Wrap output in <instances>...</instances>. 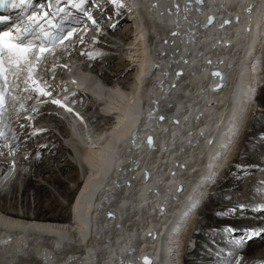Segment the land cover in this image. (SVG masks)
Returning <instances> with one entry per match:
<instances>
[{
    "label": "bare ground",
    "instance_id": "obj_1",
    "mask_svg": "<svg viewBox=\"0 0 264 264\" xmlns=\"http://www.w3.org/2000/svg\"><path fill=\"white\" fill-rule=\"evenodd\" d=\"M130 1L132 21L116 13L115 22L108 27L107 19H99L104 33L93 37L94 48L83 47V51L102 53L89 62L90 72L112 85V90L103 92L94 83L90 86L111 101L119 130H108L114 122L91 105L84 111L95 131L64 128L52 114L53 98L41 100L37 106L41 110L31 123L19 119L21 125L12 133L11 149L23 163L21 173L15 179L1 180L0 190H5L7 181L18 186L22 176L25 185L20 205L17 186L10 188V194L0 196V202H4L0 204V264H128L126 259L145 264V258L150 264H175L178 249L184 253L185 264H261L264 203L260 201L253 205L250 199L239 202L248 208L240 212L226 205L223 198H209L203 207L207 210L201 209L206 229L196 219L190 221L194 232L187 245L191 226L183 237L180 235L189 219L188 211L170 238L168 235L199 195L204 198L210 185L207 176L215 169L216 150L225 144L212 180L224 158L232 155V143L244 118H238L240 106L251 81H260L258 74L264 73L260 71L264 66L260 61L264 0H204L202 6L194 0ZM108 13L111 23L113 13ZM209 15L216 17V23L206 25ZM191 49L196 56L190 61L187 52ZM195 60L198 65H191L187 73L185 66ZM163 62H174L164 68L168 71L166 81L162 79ZM146 64L149 78L136 83L138 68L142 72L145 67L146 72ZM153 64L155 71L151 69ZM51 87L48 89L52 92ZM75 97L87 101L86 95ZM257 99L264 105V89ZM24 100L19 96L21 110ZM253 109L242 140L252 143L260 155L264 149V115L255 114ZM71 122L72 127L81 123L73 117ZM128 125L135 129L120 130ZM147 135L153 137L152 146L145 144V139L141 142ZM42 138L50 142L44 140V145ZM41 152L44 158L39 159L37 154ZM252 154L243 145L236 161L223 164L215 191L210 186L209 191L241 190L249 173L264 170ZM77 178L69 220L56 222L40 216L56 206L59 194H69L64 185ZM187 182L199 189L193 199L176 193L179 183ZM255 184L250 183V189ZM214 204L224 206L213 209ZM31 209L34 216L29 214ZM153 233L157 239L153 240ZM239 237L242 239L237 242Z\"/></svg>",
    "mask_w": 264,
    "mask_h": 264
},
{
    "label": "snow or ice",
    "instance_id": "obj_2",
    "mask_svg": "<svg viewBox=\"0 0 264 264\" xmlns=\"http://www.w3.org/2000/svg\"><path fill=\"white\" fill-rule=\"evenodd\" d=\"M9 2L10 0H0V8H4ZM20 2L26 3L28 0H20ZM62 2H66V0H55V2H53V0H47L46 4H40V9L44 10L47 8L48 10L43 11L42 15L39 16L35 13L28 16V26L22 31L20 28H17L15 35H13L11 27L7 30L0 31V82H2L0 83V116L3 114L5 95L8 87L6 73L11 72L16 77L13 82L16 86L23 83L25 85V91L38 92L41 96L52 95L50 91H45V89L50 88L51 85L47 81L43 80V77L39 74H37L36 79H33L32 74L43 62L44 54L49 51L50 47L56 42L62 43L64 40L71 37L75 31L74 29H69L67 33L59 36L54 35L50 30L51 28H57L59 32H63L62 28L52 23V19H54L57 15L61 13L65 16L68 15L66 8L60 7ZM111 2L117 6H122L120 4V0H111ZM203 2L204 0H196V3L198 4H202ZM88 3L89 0H78V3L73 0L71 6L84 13L92 24H96L95 19L92 18L91 14L84 7ZM12 6L18 7L19 5L13 3ZM176 8L177 12H179L180 5L178 3L176 4ZM52 9H55V11H51ZM49 17L52 19H48ZM9 19V17L0 16V23H5ZM214 19V16L209 17L208 24H212ZM42 21H47L49 24V30L44 29ZM227 23H229V21H225V24ZM173 35H178V33H173ZM36 41H40L39 45H37ZM81 42H83V39H81ZM45 70L52 71L54 74L55 64L51 69ZM22 72L27 73V75L23 78L21 77ZM214 75L220 74L214 73ZM30 82L32 85L31 89L28 87ZM41 83L43 84V88L39 86ZM50 102L61 105V101L59 99H52ZM70 110L71 109H69V111ZM29 119L32 118L30 117ZM161 119H163V117H161ZM35 134L36 133H33V135ZM3 135V133H0V137ZM148 142L151 143V138L148 139ZM145 264H150V261H148L147 258H145ZM261 264H264V262H261Z\"/></svg>",
    "mask_w": 264,
    "mask_h": 264
},
{
    "label": "rangeland",
    "instance_id": "obj_3",
    "mask_svg": "<svg viewBox=\"0 0 264 264\" xmlns=\"http://www.w3.org/2000/svg\"><path fill=\"white\" fill-rule=\"evenodd\" d=\"M106 22V21H105ZM264 35V34H263ZM262 45V49L260 50V57L262 58V63H264V40H263V42L261 43ZM260 47V46H259ZM99 50H102L103 51V49H99ZM177 51L178 50H175V55L173 56V59L175 60V58H176V53H177ZM194 52V50L193 49H191L189 52H187V54H188V56H189V59H190V61L191 60H193V57H195L196 55H195V53H193ZM198 52H200V51H198ZM201 55V54H200ZM161 60V59H160ZM197 60H195V62H188V64L185 66V68H187L186 69V71H187V73L189 72V68L191 67V65H196L197 64ZM163 63H165V64H163V70L165 71V69L164 68H167L168 66H169V64L170 63H174V62H163ZM155 64H157V61H156V63ZM198 65V64H197ZM261 67V66H260ZM101 68H104V66H101ZM262 70H264V66H262L261 68H260V71H262ZM167 76H168V71H165V73H164V75L162 76V79L164 80V81H166L165 79H164V77L165 78H167ZM258 76L260 77V80H262L261 81V84H262V86L259 88V93H258V95L261 93V89H264V73H261V74H258ZM258 77V78H259ZM179 90H181V88H179ZM252 108H254L253 109V111L255 112V114H257V113H261V114H263L264 115V105L263 104H261V103H259L258 102V99H257V97H256V99H254V102H253V104H250V106L248 107V111H246L245 112V114H244V118L242 119V122H241V125H240V130H239V133L238 134H236L235 135V138H234V143H232V157L230 156V159H227V157H228V155L224 158V160L222 161V164L219 166L220 168H219V170H218V172H217V174H216V178L214 179V180H211L207 185H209L210 187H213L214 188V191H215V188H217V185H218V177L219 176H221L222 174H223V164H224V166L228 163L227 161H229V160H235L236 161V158H237V154L239 153V151H240V149H241V147L244 145L245 147H246V149H247V151L249 152V153H253L252 155L254 156L253 157V159H254V162H256V163H258V165H260V166H263L264 167V158H262V157H260V155H264V149H262V150H260V152H261V154L260 155H257L256 153H255V151L256 152H258L259 150L257 149V150H255L256 148L255 147H253V144L252 143H250V142H246V141H243L242 140V135H243V131L244 130H246V127H247V125H248V123H249V121H250V119L252 118L251 117V114H250V111H251V109ZM260 110V111H259ZM179 114L180 115H182L180 112H179ZM202 114V113H201ZM35 138L33 137V139L32 140H34ZM59 139H60V137H59ZM41 140V139H40ZM42 140H43V138H42ZM41 140V142H42V144H44V145H47V144H45L46 142H50V141H46L47 139H44L43 141ZM61 140V139H60ZM52 141V140H51ZM45 142V143H44ZM32 145H33V143H32ZM47 152V151H46ZM45 152V153H46ZM30 153H31V151H30ZM69 153L71 154V152L69 151ZM28 154V153H27ZM29 155V154H28ZM37 156H39V159H41V157H43L42 156V152H41V155H38L37 154ZM28 157V156H27ZM26 157V158H27ZM260 157V158H259ZM44 158V157H43ZM262 158V159H261ZM27 164H28V161H27ZM28 167V166H27ZM26 171H28V169L26 168ZM76 172H77V168H76V170H75ZM200 173V172H199ZM77 175H78V173H77ZM251 174L249 173L248 175H247V177L243 180V182H242V184H241V187H242V189L241 190H239V191H236V192H233V191H229L228 193L226 192H221V191H219V192H212V190L211 191H209L210 190V187L208 186V188L206 189L207 191H206V193H205V195H204V198H201L200 197V199H199V202L197 203V204H195V207L192 209H190L189 211H191V212H189L190 213V215L188 216V220L185 222L186 224H184V226H182V236L180 235V237H183V235L186 233V231H187V229H188V227H190L191 226V231H190V233H189V235L187 236V239H186V241H185V243L188 245V243L190 242V239H191V236H192V234H193V232H194V226L191 224V222L193 221V220H197V222H198V224H199V226H201L202 228H207L208 226L206 225V222H205V215H203L202 216V214H201V209H203V210H207V209H204L205 207H204V204H205V202L207 201V200H209V198H212V199H214V201L215 200H217V199H225L226 200V205H228V204H231L232 205V207H234V208H236V209H238L240 212H243V211H245V210H247L248 208L247 207H242V206H240L239 205V202H244L245 200L248 202V200L250 199V201L252 202L251 204L253 205L255 202V199L256 198H258V195L255 193V191H253L252 189H250V187H249V185H250V183H252V185H253V182H254V180H253V178L250 176ZM78 177V176H77ZM27 178V177H26ZM251 178V179H250ZM23 179H24V176H22V180H20L19 182H18V186H17V183H15V182H11V184L10 185H8V188H5V190H2L1 192H0V196L1 197H3L5 194H10V191H12L10 188H12L13 186L15 187V186H17V204L18 205H20L19 203H20V195H22V192H23V189H24V185H25V182L23 183ZM31 179H34V177L33 178H31ZM40 181H42V180H40ZM191 180L189 179L188 180V182H190ZM43 182V181H42ZM68 182V181H67ZM66 182V184L64 185L66 188H67V191H69L68 193V195H65V194H59L60 196H58V201L56 202L57 204H56V206L54 207V208H52V209H48V211L47 212H42L41 213V215L40 216H42V217H44V218H46V219H49V220H51V221H56V222H62V221H67V220H69V215H70V211H69V205H71V201H72V198H73V195H74V193H75V188H76V186L78 187V185H79V183H78V178H77V181L76 182H74V183H72V182H68L67 183ZM187 182V183H188ZM255 183V182H254ZM206 185V186H207ZM214 185V186H213ZM248 185V186H247ZM206 186H205V188H206ZM20 187V188H19ZM19 189V190H18ZM251 191V192H250ZM72 194V195H71ZM211 194V195H210ZM63 195H65V196H63ZM250 195H251V198H250ZM230 196V197H229ZM64 197V198H63ZM232 197V199H230ZM60 198V199H59ZM206 199V200H205ZM201 200V201H200ZM233 200V201H232ZM16 201V200H15ZM191 203V202H190ZM188 204V206H191V204H193V203H191V204ZM216 203V202H215ZM225 203V202H224ZM228 203V204H227ZM0 204L1 205H4V202L2 201V202H0ZM5 206H7L8 207V205L6 204ZM30 206H31V208H33V206H34V204H31L30 203ZM29 206V207H30ZM223 206L224 205H219V204H217L216 206H215V204L213 205V209H221V208H223ZM57 207V208H56ZM204 207V208H203ZM247 208V209H246ZM254 208H255V205H254ZM33 209H31L29 212V214H30V216H34L33 215V211H32ZM18 211H20V210H18ZM48 217H50V218H48ZM191 221V222H190ZM191 224V225H190ZM205 228V229H206ZM238 229V228H237ZM230 233H232V235L233 234H235V232L233 231H229ZM235 236H237V235H235ZM264 236V234H262V236L261 237H263ZM242 239V237H239V239L237 240V242H239L240 240ZM260 239V238H259ZM175 241V240H174ZM179 242H180V244H181V240H179ZM209 243H210V245H213L214 243H213V241H211V240H209ZM205 249H207V250H210V249H208V248H205ZM184 252V251H183ZM225 252H227V251H225ZM227 254V253H226ZM174 257H175V264H185L186 263V261H184V259H183V257H184V253H182L179 249L175 252V255H174ZM238 258V256L235 258V260ZM196 263V262H195Z\"/></svg>",
    "mask_w": 264,
    "mask_h": 264
},
{
    "label": "water",
    "instance_id": "obj_4",
    "mask_svg": "<svg viewBox=\"0 0 264 264\" xmlns=\"http://www.w3.org/2000/svg\"><path fill=\"white\" fill-rule=\"evenodd\" d=\"M204 4V2L202 3V4H199V5H203ZM209 17H213V16H211V15H209L208 17H207V20L209 19ZM215 17V16H214ZM225 21H227V20H225ZM216 22V17H215V19H214V22L212 23V24H214ZM208 24V23H207ZM212 24H210V25H212ZM209 25V24H208ZM149 139V138H148ZM148 139L146 140L147 141V143H149L148 142ZM152 142V141H151ZM149 144H151V143H149ZM181 190V188L179 187V190L178 191H180ZM143 262H145V261H143Z\"/></svg>",
    "mask_w": 264,
    "mask_h": 264
}]
</instances>
